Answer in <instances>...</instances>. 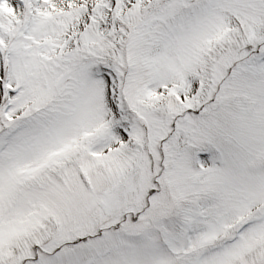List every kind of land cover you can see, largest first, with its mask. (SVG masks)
Here are the masks:
<instances>
[{"label":"snow or ice","instance_id":"1","mask_svg":"<svg viewBox=\"0 0 264 264\" xmlns=\"http://www.w3.org/2000/svg\"><path fill=\"white\" fill-rule=\"evenodd\" d=\"M0 264H264V0H0Z\"/></svg>","mask_w":264,"mask_h":264}]
</instances>
